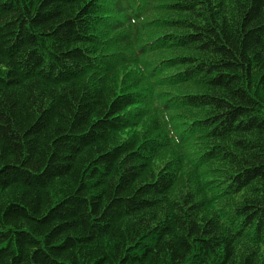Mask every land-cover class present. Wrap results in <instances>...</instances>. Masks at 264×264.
<instances>
[{
	"label": "trees",
	"instance_id": "1",
	"mask_svg": "<svg viewBox=\"0 0 264 264\" xmlns=\"http://www.w3.org/2000/svg\"><path fill=\"white\" fill-rule=\"evenodd\" d=\"M0 264H264V0H0Z\"/></svg>",
	"mask_w": 264,
	"mask_h": 264
}]
</instances>
